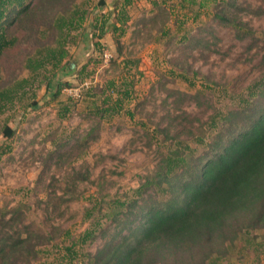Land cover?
<instances>
[{"label":"rangeland","instance_id":"1","mask_svg":"<svg viewBox=\"0 0 264 264\" xmlns=\"http://www.w3.org/2000/svg\"><path fill=\"white\" fill-rule=\"evenodd\" d=\"M98 1L75 0L86 12L67 43L64 62L74 72H58L49 84L51 73H41L36 87L0 114V127L14 130L0 133V213L17 208L38 250L15 264H91L87 254L112 240L122 228L118 219L129 222L155 197L168 198L167 186L153 180L171 149L201 166L264 105V0H225L240 4L243 34L213 17L221 7L214 0L204 9L201 0L185 8L168 0L165 9L160 0H134L122 16L120 0H104L103 7ZM104 19L119 29L105 32L97 48L88 32ZM18 62H0L2 83L28 75ZM65 82L71 84L56 94ZM107 94L110 104L122 102L112 113H96L108 106ZM174 177L190 176L184 170ZM98 224L105 230L82 242L85 229ZM120 231L118 237L127 229ZM256 233L264 240V229ZM235 251L240 264H264V247L258 254Z\"/></svg>","mask_w":264,"mask_h":264},{"label":"trees","instance_id":"2","mask_svg":"<svg viewBox=\"0 0 264 264\" xmlns=\"http://www.w3.org/2000/svg\"><path fill=\"white\" fill-rule=\"evenodd\" d=\"M88 1L83 0V4ZM160 1L165 9L168 0ZM177 1L181 8H185L195 0ZM207 1L198 2L199 7L204 9ZM214 1L221 3V7L215 9L213 17L237 29L238 33H245L244 29L248 27L235 13L242 11L240 4ZM133 2L120 0L121 16ZM153 4L159 3L155 0ZM97 5L103 7L104 0H99ZM85 12L75 0H0V62L13 56L14 62L19 61L20 68L28 72L27 76L14 77L8 83H2L0 76V114L36 87L35 82L41 73H51L49 84L58 72H74L75 65L64 62L67 43L71 32L82 24ZM107 21H94L88 32L93 31L97 38L93 42L97 48H102L100 38L105 32L113 33L119 29ZM19 29L23 30L24 36L19 37ZM70 84L58 83L55 93ZM260 91H264V87ZM110 101L111 96L107 94L104 103H109L108 106L96 108V113H112L114 105L122 102V97L115 99L113 104ZM63 109L68 111V108ZM247 120L249 127L231 136L221 146L222 150L201 166L194 165L193 160H186L180 148L171 149L162 158L153 180L156 187L161 181L167 186L168 198L155 197L151 208L141 210L138 217L135 214L129 222L118 219L117 224L122 228L116 230L112 240L106 241L93 254H87L90 263L232 264L236 248L240 255L244 252L260 253L264 240H258L256 232L264 229V105ZM0 133L9 137L14 130L3 123ZM63 143L61 141L58 148ZM184 170L190 177L184 182L175 180L174 176ZM141 188L136 189L137 195L141 194ZM122 204L120 202L119 206ZM143 215L146 218L132 226ZM116 216L117 213L113 218ZM98 226L85 229L81 241H93L97 233L105 230L100 224ZM125 228L127 231L118 237L120 229ZM35 235L28 224H23L17 208L1 212L0 264H15L17 260L35 255L38 251L33 242ZM234 259L240 264L241 256Z\"/></svg>","mask_w":264,"mask_h":264}]
</instances>
